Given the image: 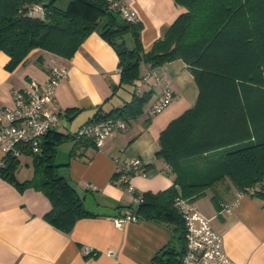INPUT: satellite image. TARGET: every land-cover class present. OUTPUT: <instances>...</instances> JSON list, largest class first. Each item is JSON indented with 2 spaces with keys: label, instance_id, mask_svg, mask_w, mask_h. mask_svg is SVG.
Wrapping results in <instances>:
<instances>
[{
  "label": "trees",
  "instance_id": "trees-1",
  "mask_svg": "<svg viewBox=\"0 0 264 264\" xmlns=\"http://www.w3.org/2000/svg\"><path fill=\"white\" fill-rule=\"evenodd\" d=\"M115 1L0 0V51L9 57L8 70L35 49L69 59L98 31L118 56L120 82L113 93L136 85L142 64L154 68L180 59L187 65L198 89L196 101L160 132L156 153L169 165L173 183L158 192H137L136 209L139 217L168 226L180 244L177 248L171 238L151 264H180L185 222L178 198L196 200L225 179L240 193L264 184V0H174L184 11L149 50L142 45L141 21L123 19ZM151 96L152 90L138 94L134 89L130 100L93 118L119 117L128 124ZM67 140L96 146L51 130L41 137L37 153L16 146L31 159L30 178L16 175L22 156L8 152L0 164V177L18 190L31 187L47 197L51 207L44 219L64 232L78 219L95 215L59 173L57 146ZM249 195L264 200V192ZM213 201L218 203L215 196Z\"/></svg>",
  "mask_w": 264,
  "mask_h": 264
},
{
  "label": "crops",
  "instance_id": "crops-1",
  "mask_svg": "<svg viewBox=\"0 0 264 264\" xmlns=\"http://www.w3.org/2000/svg\"><path fill=\"white\" fill-rule=\"evenodd\" d=\"M125 2L143 25L145 50L184 11L174 0ZM127 41L131 43L129 37ZM8 59L0 51V106L12 105L13 90L26 89L33 83L43 88L51 61L67 68L51 105L60 115V125L54 129L59 132L72 133L96 113L130 100L128 95H119L121 89L130 96L134 89L138 94L152 90V96L143 113L125 130L114 131L102 146L74 140L57 146L59 173L74 185L86 209L95 214L78 219L69 232L44 219L51 205L41 191L31 187L20 191L0 177V264H151L171 238L175 243L173 231L144 217L118 226L113 223L112 217L132 208V196L119 186L115 172L118 163L137 157L147 166L144 173L130 174L137 192H158L173 183L169 165L156 153L160 132L196 101L198 89L187 65L180 59L154 68L142 64L136 85L117 87L113 93L120 82L118 56L98 31L92 32L69 59L35 49L13 70L5 68ZM166 84L173 90V99L161 112L151 115L148 110ZM3 156L0 145V162ZM27 158L17 172L31 164ZM32 173L18 178H30ZM192 202L222 235L224 250L236 264H264V200L240 193L225 179ZM86 246L91 248L90 254L85 253Z\"/></svg>",
  "mask_w": 264,
  "mask_h": 264
},
{
  "label": "built area",
  "instance_id": "built-area-1",
  "mask_svg": "<svg viewBox=\"0 0 264 264\" xmlns=\"http://www.w3.org/2000/svg\"><path fill=\"white\" fill-rule=\"evenodd\" d=\"M113 5L118 6L123 19L131 22L138 20L136 11L125 0L115 1ZM66 74L67 68L64 65L51 61L43 88L33 83L26 89L13 90L12 105L0 106V145L4 155L11 152L14 156H22L17 145L27 146L32 153L39 152L41 137L60 125V115L51 105L55 100L56 88ZM172 99L173 90L166 84L148 112L152 115L161 112ZM126 127L127 123L122 118L106 116L90 119L71 134L76 140L88 139L100 147L114 131L125 130ZM134 172L144 173V166L137 157L117 164L116 181L132 196V208L122 215L112 217L117 226L127 221L135 222L139 218L136 209L141 198L130 183V174ZM257 191L264 192V184L249 188L246 194ZM175 204L185 222V246L180 264H236L224 250L222 235L192 201L178 198ZM84 251L90 254L91 248L86 246Z\"/></svg>",
  "mask_w": 264,
  "mask_h": 264
},
{
  "label": "rangeland",
  "instance_id": "rangeland-1",
  "mask_svg": "<svg viewBox=\"0 0 264 264\" xmlns=\"http://www.w3.org/2000/svg\"><path fill=\"white\" fill-rule=\"evenodd\" d=\"M128 37L130 38V36H127V38H128ZM130 39H131V38H130ZM48 59H49V58H47V60H48ZM124 90H125V89H121V90L119 91V95H128L129 98H130V97H131L130 94L127 93V92L124 91ZM62 129H63V128H62ZM63 130H64V129H63ZM72 142H73L72 140H67V141H64V142L60 143L59 145L62 146L63 144H71ZM63 146H64V145H63ZM61 148H63V147H61ZM26 159H28L26 156H22V157H21V161L26 160ZM32 172H33V167H32L31 164H29V166H24L22 170H20L19 172L16 173V175H17V177H22V175H24V174H29V175H31ZM175 244H176L177 248H180V244L178 243L177 240H175Z\"/></svg>",
  "mask_w": 264,
  "mask_h": 264
}]
</instances>
